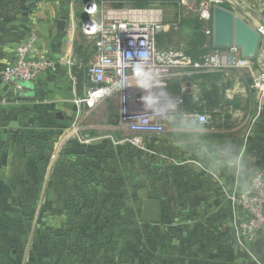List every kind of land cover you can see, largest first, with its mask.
<instances>
[{"label": "crops", "instance_id": "0c3cea01", "mask_svg": "<svg viewBox=\"0 0 264 264\" xmlns=\"http://www.w3.org/2000/svg\"><path fill=\"white\" fill-rule=\"evenodd\" d=\"M168 1L175 7L181 3ZM89 2L117 14L125 12L123 17L147 10L146 0H0V226L9 223V212L42 193L43 207L56 210L52 217L58 221L57 264H261L235 233L230 200L233 193L247 191L254 173L264 167V96L253 88L247 68L183 75L173 81L172 94L184 99L182 107L175 104L182 108L175 115L200 108L212 121L202 133L174 131L175 123L169 120L165 132L151 139L143 135L144 146L153 148L152 167L141 161L146 159L144 148L133 149L137 160L145 163L137 180L153 179L138 187L137 199L142 209L139 191L147 189L150 198L161 202L158 223L140 218L136 234L124 237L118 253L109 246L100 254L95 237L87 240L73 230L78 218L71 210L75 214L83 188L79 174V179L75 173L71 177L66 157H130L125 151L129 145L111 139L118 141L122 135L116 133L118 119L111 118L107 103L89 110L76 102L84 96V68L95 52L93 41L83 36ZM259 10L247 12V22L261 35L258 53L250 61L255 71L264 70V29L255 20H261ZM158 13L162 19V11ZM60 20L65 22L61 30ZM211 25L203 33L213 40V15ZM162 27L166 38L171 30H179L169 22ZM184 32L193 33L192 40L183 39L176 47L187 55L197 31ZM33 34L37 36L33 55L61 64L19 89L5 83L1 72ZM88 40L93 45L83 48ZM13 122L19 126L11 127ZM201 143L212 150L211 162L199 153ZM226 146L240 156L239 170L223 162ZM34 157H41V162Z\"/></svg>", "mask_w": 264, "mask_h": 264}, {"label": "built area", "instance_id": "2783aa9c", "mask_svg": "<svg viewBox=\"0 0 264 264\" xmlns=\"http://www.w3.org/2000/svg\"><path fill=\"white\" fill-rule=\"evenodd\" d=\"M25 1L31 3L37 0ZM263 1L256 0L252 8L260 6ZM232 3L241 8L237 0H232ZM116 12L99 7L96 3L89 2L85 6L88 18L83 33L93 41L95 52L84 68L87 76L84 96L76 102L89 110H95L107 100L118 101L119 127H127L135 134L122 137L118 141L112 137V141L117 145L143 149L145 138L143 135L146 132L158 133L164 126L161 122L165 118L144 103L145 96L142 95L146 92L147 86L141 79L144 75L141 63L154 77V85L150 90L165 92L169 97H161L162 100L174 102L180 107L184 105L182 94L175 97L170 89L176 68L184 70V76L247 68L253 75V88L261 97L264 96V70L255 71L250 65L251 59L243 57L240 47L234 45L219 48L212 40L210 51L199 61L194 62L182 49L159 47L161 19L158 10L135 11L128 17H123L125 12L119 14ZM261 20L264 21V18ZM36 42L37 36L33 34L16 48L13 61L1 72V79L5 83L22 89L23 83L34 82L43 74L58 69L61 61L33 55ZM142 52L148 53V59L145 61H140L139 54ZM184 91L185 88L181 93ZM188 116H204L206 118L204 125L212 121V116L200 108ZM230 200L234 230L239 241L244 243L264 229V167L254 173L247 191L239 195L233 193Z\"/></svg>", "mask_w": 264, "mask_h": 264}, {"label": "rangeland", "instance_id": "374dc122", "mask_svg": "<svg viewBox=\"0 0 264 264\" xmlns=\"http://www.w3.org/2000/svg\"><path fill=\"white\" fill-rule=\"evenodd\" d=\"M255 1L237 0L241 4V8L236 7L232 0H186L185 2L180 1L181 3L177 4L176 7L172 5L173 2L168 0H146L145 6H147V10L151 5L153 10H161L162 19H160L162 24L174 23L179 29L171 30L173 33L171 32L166 38L162 36L164 28L161 24L159 47L166 49L170 47L177 48L176 46H179L183 39L192 40L193 33H185V28L197 31L195 34L197 35L198 27L201 28L202 32L207 27H211L213 10L216 6L228 8L236 16L247 22V12L253 10L252 5ZM256 9H260L261 18H264V1ZM255 20L258 21V26L264 29V21ZM209 22L210 25H208ZM251 22L253 23V21ZM248 24L251 26L250 23ZM83 36L85 37V35ZM91 44L92 42L88 40L87 44L82 47L90 49L93 45ZM246 70L250 72L249 69ZM183 72L184 70L181 68H176L173 72L172 82L181 79ZM250 74L252 73L250 72ZM150 91L159 97H169L163 91ZM147 94L148 91L144 92L142 96ZM116 101L114 99L105 102L109 112L112 113L111 118L118 119L119 123L120 107ZM179 110H182V108L176 107V113ZM87 120L89 119L85 121L87 122ZM168 121V119H164L161 123L165 124ZM119 128L116 133L121 134L122 137L135 134L127 127ZM163 132H165L164 126L158 134ZM154 134L155 132L145 133L150 139ZM133 149L135 148L129 146V149L127 147L125 150L130 157H66L71 177L73 178V173L79 174L80 185L83 188L80 196L81 201H79L80 204L75 214L71 210V216L81 219V221L77 219L76 226L72 228L73 230L76 229V233L83 235V238L87 240L89 235L95 237L100 254L105 253L106 247L108 249L113 247L114 253L123 251L124 237L128 234H136V223L139 222L142 211L136 190L144 185L143 183L153 181V179H146L147 181L137 180V175H140L139 168L145 163L143 164L137 160L139 155ZM144 149L146 159L141 161H146L152 167L153 155L150 152H153V148L145 144ZM34 158L38 159L39 163L41 162V157ZM79 175L77 176L78 179ZM44 199L45 195L38 194L33 202H26L20 209L9 212V223L0 226V264H57L58 221L57 218L52 217V212L56 210L50 209L49 211L45 209L43 207ZM48 211L49 218L47 217ZM73 230L70 233H73ZM250 240L242 243L243 248L250 250L256 259L264 264V229ZM111 243L113 245H110Z\"/></svg>", "mask_w": 264, "mask_h": 264}, {"label": "water", "instance_id": "95a60500", "mask_svg": "<svg viewBox=\"0 0 264 264\" xmlns=\"http://www.w3.org/2000/svg\"><path fill=\"white\" fill-rule=\"evenodd\" d=\"M58 28L64 29L65 22L58 21ZM261 35L245 20L234 12L222 6L213 10V42L216 47L226 48L238 46L242 49L243 57L254 59L258 53ZM19 123H11V127H18ZM142 201L141 220L145 223H158L161 214V202L149 197L147 189L139 191Z\"/></svg>", "mask_w": 264, "mask_h": 264}, {"label": "clouds", "instance_id": "9594fccd", "mask_svg": "<svg viewBox=\"0 0 264 264\" xmlns=\"http://www.w3.org/2000/svg\"><path fill=\"white\" fill-rule=\"evenodd\" d=\"M140 61H145L148 59V53L142 52L139 54ZM141 71L144 72L143 77L148 94L143 98L145 105L157 112V114L163 116L165 119H168L175 123L174 131L178 132H193V133H202L204 131V116L194 117L188 115L176 116V105L174 102L168 100H162L161 97L152 94L150 89L154 85V77L152 74L144 69L143 64L140 65ZM144 87V85H141ZM198 151L202 156L209 158L211 162L212 150L206 144H199ZM225 153L224 163H227L230 167H235L239 170L242 167V162L240 156L234 153V150L230 146H226L223 149Z\"/></svg>", "mask_w": 264, "mask_h": 264}, {"label": "trees", "instance_id": "16d2710c", "mask_svg": "<svg viewBox=\"0 0 264 264\" xmlns=\"http://www.w3.org/2000/svg\"><path fill=\"white\" fill-rule=\"evenodd\" d=\"M197 30H198V34L194 38V41L196 43L194 44V46L191 50L186 52L187 55L190 56L193 61H199L203 56H205L210 51L209 47H210L211 42H212V39H209L202 32L200 27H198ZM199 33H200V35H199Z\"/></svg>", "mask_w": 264, "mask_h": 264}]
</instances>
